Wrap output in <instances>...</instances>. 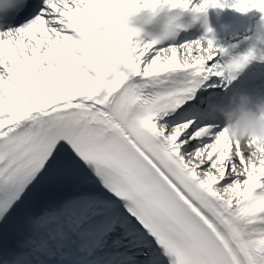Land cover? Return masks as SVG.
Segmentation results:
<instances>
[{"label": "snow or ice", "instance_id": "1", "mask_svg": "<svg viewBox=\"0 0 264 264\" xmlns=\"http://www.w3.org/2000/svg\"><path fill=\"white\" fill-rule=\"evenodd\" d=\"M210 6L264 15V0H0V264H264V156L219 114L255 53L174 39L172 10ZM142 10L169 13L150 39Z\"/></svg>", "mask_w": 264, "mask_h": 264}, {"label": "clouds", "instance_id": "2", "mask_svg": "<svg viewBox=\"0 0 264 264\" xmlns=\"http://www.w3.org/2000/svg\"><path fill=\"white\" fill-rule=\"evenodd\" d=\"M220 104L219 114L230 137L254 143V147L250 149V158L264 156V153L259 152V149L264 148V97L254 99L245 92H239Z\"/></svg>", "mask_w": 264, "mask_h": 264}, {"label": "bare ground", "instance_id": "3", "mask_svg": "<svg viewBox=\"0 0 264 264\" xmlns=\"http://www.w3.org/2000/svg\"><path fill=\"white\" fill-rule=\"evenodd\" d=\"M252 11L254 12L255 10H252ZM242 19H243V20H248V19H251V17H242ZM224 43H226V42H214V44H215L216 46H218V47H221L222 44H224Z\"/></svg>", "mask_w": 264, "mask_h": 264}]
</instances>
